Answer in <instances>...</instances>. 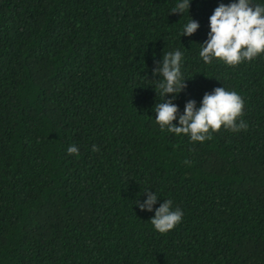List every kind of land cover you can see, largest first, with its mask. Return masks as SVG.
<instances>
[{
	"label": "trees",
	"instance_id": "obj_1",
	"mask_svg": "<svg viewBox=\"0 0 264 264\" xmlns=\"http://www.w3.org/2000/svg\"><path fill=\"white\" fill-rule=\"evenodd\" d=\"M177 2L0 0V264H264V54L205 64L209 17L233 0ZM176 50L179 114L224 87L247 130L201 143L160 129L152 70ZM146 189L152 211L136 204ZM165 200L184 215L161 234Z\"/></svg>",
	"mask_w": 264,
	"mask_h": 264
},
{
	"label": "clouds",
	"instance_id": "obj_2",
	"mask_svg": "<svg viewBox=\"0 0 264 264\" xmlns=\"http://www.w3.org/2000/svg\"><path fill=\"white\" fill-rule=\"evenodd\" d=\"M189 9L190 0H178L170 12L183 15L185 10L189 13ZM198 27V22L191 19L184 24L181 35L191 36ZM209 28L199 52L205 64H211L216 59L235 67L264 54V5L253 4L252 0L220 3L209 17ZM182 61L181 51L164 52L162 63L156 61L157 66L152 70L154 76L161 77L154 85L156 93L163 97L154 105L155 121L160 129H167L176 135L183 134L191 142L201 143L211 140L212 133L219 132L222 126L232 132L247 130L248 124L241 119L244 115L243 98L236 91H228L224 87L206 92L199 107L194 99L187 100L183 113L179 114V107L173 100L187 87L181 72ZM167 94H172V98L167 99ZM177 117L178 125L173 123ZM93 151H99L96 145H93ZM67 152L79 156V150L74 145L69 146ZM144 192H148L147 199L143 203L137 200L136 204L141 210L152 211L158 196L149 189ZM183 215L180 208L172 209L171 200H165L150 220L155 230L166 234L181 223Z\"/></svg>",
	"mask_w": 264,
	"mask_h": 264
}]
</instances>
